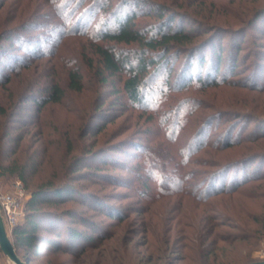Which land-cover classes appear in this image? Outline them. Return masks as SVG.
<instances>
[{
    "label": "trees",
    "instance_id": "1",
    "mask_svg": "<svg viewBox=\"0 0 264 264\" xmlns=\"http://www.w3.org/2000/svg\"><path fill=\"white\" fill-rule=\"evenodd\" d=\"M60 1L61 4L58 6L61 10L60 15H64L68 8L67 4L79 1L77 6L81 9L82 4L86 2V0ZM182 1L171 0L170 5H166L165 3L157 4L151 0H94L88 7H82L80 16L85 20L91 18L94 10L104 14L97 20L98 25L91 32L94 42L90 51L96 65H88V70L85 71L92 73L90 76L96 80L100 88H111L121 93V96L107 101L105 105L103 104L105 99L103 100L100 96L95 105L94 114H97L103 105L107 108L119 104L123 97L132 105L145 106L149 100L156 103L157 98L153 100L155 94L157 97H163L169 92L179 93L195 86L203 89L236 88L239 98L236 101H226L222 106L225 108L233 104L239 109L249 108L243 118L253 124L252 129L243 138L233 141L231 135L235 128L230 126L223 132L221 139L214 144L208 143L206 146H213L217 152L222 153L243 144L242 156L217 165L212 172L204 173L195 186L197 204L194 210H189V206L185 203L180 206L181 211L184 210L183 213H177L168 218L170 212L177 211L176 207H146L154 203V198L148 199V202L143 205L144 208L139 211L143 214L139 228L126 222L129 217L127 215L129 204L113 205L110 201L91 193H84L73 185L76 180L74 173L77 172L78 166L95 158L97 153L83 152L70 162L69 168L72 169L62 173L58 181H44L34 188H30L29 179L35 171L36 163H33L31 159L23 163L12 160L7 165H0V175H14L24 189L30 191V197L24 205L23 222L12 232L15 252L18 256L21 255L24 263L30 262L31 258L37 254L39 246L46 243L51 246L50 253L64 251L75 257L84 254L87 246L94 250L103 247L101 249L103 252L111 248L109 251L112 253L121 252L123 255L130 254L135 257L134 264H230L227 251L233 250L238 244H249L250 240H259L264 237V205L259 212L254 213L247 206L238 210L237 206L232 204L228 206L225 203L226 199L231 200L232 195H242L246 191L247 193L250 191L247 198L253 200L252 202L264 198V192L260 194L251 192V189L261 188L260 185L264 183V105L252 103L254 106L250 107L245 96L257 93L258 98H264V85L258 83V80H253L256 76L260 78L259 72L262 73L263 70L264 43L254 42L253 51L249 55V57L252 56L251 80L240 79L231 84V79L223 78L224 74L233 75L245 34L254 29L257 35L264 38V23L262 27L258 25V22L264 21V0H250L249 7H242V11L245 10V12H242L241 16L231 17V22L227 25H209L207 20H211L212 17L207 18L206 22L193 19L200 28V32L192 29L195 28L194 25L186 31L177 23L180 17L192 19L189 13L176 11L183 7ZM228 1L232 3L235 0ZM243 1L245 2V0H237L236 6ZM201 2L206 3L205 0ZM148 5L154 6L157 12L154 8L147 11L145 7ZM143 16L155 17V20L151 24L138 25V20ZM81 24L84 23L80 19L73 22V33L85 36L86 27L79 29ZM14 27L0 33V43L8 41L10 48L19 45V50L27 52L32 59L38 60L43 57L39 54V41L35 37L29 35V38H24V44L28 39H34L30 46L17 43L20 32H28L32 28L31 25L20 24ZM217 34L227 37L228 49L225 52H223L221 41L217 39ZM129 46L131 48L128 49ZM30 64L31 62L19 53H6V45L2 42L0 44V88L8 85L14 77L33 71ZM174 64L178 66L177 71L172 75ZM165 70L167 73L163 83H154L155 77ZM171 75L172 86L169 85ZM59 79L64 83V87ZM83 80L80 67H65L62 71L59 70L56 76H51L49 81L26 87V90L19 92V96L15 94L18 99L16 103H0V117L5 116L8 109H10L8 113L11 117L20 114L24 103H30L36 113H39L46 104H60L65 99L66 92L82 91ZM117 83L120 84L119 89H115ZM17 91L14 89L13 94ZM211 108L219 114L213 120L221 119L230 112L227 108L222 109L221 106ZM257 110L260 112L256 113ZM237 112L239 111L234 113L236 120L238 117L242 119ZM107 122L111 121L107 120ZM209 124L210 121L204 120L196 130L195 136L204 134ZM99 129L94 128L97 131ZM168 134L169 137L176 136L174 131ZM8 136L6 134L4 139ZM181 155L184 162L189 156V149L179 150L178 156ZM159 156L163 160H171L169 152H162ZM142 162L135 167V172L141 167ZM164 162L150 160L143 162L144 166L153 168L154 180L161 188L166 187L171 181L179 180V168L177 167L174 171L176 176L173 177V171L170 172ZM104 164L105 162H101L98 166L88 168L78 175L83 176L84 179L89 175L101 174ZM176 165L183 168L185 164L177 162ZM137 178L140 197H147L153 193L149 185L151 179L148 173L143 176L139 172ZM169 193L171 192L160 190L154 195L157 194L155 198H158L161 195H171ZM64 202L85 204L94 212L92 216L102 215L110 221V226L114 229L100 233L99 242L96 243L92 235L99 230V223H96L92 216H84L80 210L69 209L66 211L68 212L66 216L87 228L91 234L86 235L70 223L66 225L63 237L60 226L65 214L58 213L49 207H58ZM211 204L213 206H210ZM239 211L243 213L241 217L238 216ZM250 224L256 227L254 231L250 230ZM40 230L53 233L54 241L49 239L47 233H40ZM141 234L143 240L140 242L137 241V236ZM62 241H64V247H62ZM82 244L84 245L79 248ZM181 250H185L186 253L181 255ZM118 264H124L123 260Z\"/></svg>",
    "mask_w": 264,
    "mask_h": 264
},
{
    "label": "rangeland",
    "instance_id": "2",
    "mask_svg": "<svg viewBox=\"0 0 264 264\" xmlns=\"http://www.w3.org/2000/svg\"><path fill=\"white\" fill-rule=\"evenodd\" d=\"M93 1L86 0L81 9L77 6L79 1L67 4L68 8L64 15H60L61 10L58 7L61 4L60 0H0V33L14 26L16 28L20 24L31 25L32 28L28 32H20L17 43L24 44V38H29L28 36L31 35L39 41L38 51L39 54L43 55L38 60L32 59L29 58L27 52L19 50V45L10 48L8 41H1L6 45V53H19L31 62L33 71L26 75L21 74L19 77H14L8 85L0 88V103H16L18 99L15 96H19L20 91L26 87H31V85H39L49 81L51 76H56L59 70L62 71L65 67H80L84 77L82 91L79 93L66 92V97L60 104H46L39 113H36L30 103H24L20 114L11 117L8 113L10 109H8L6 115L0 117V165H7L12 160L23 163L25 160L31 159L33 163H36L35 171L29 179L30 188H34L44 181H58L62 173L72 169L69 166L74 158L85 151H89L97 154L95 158L78 166L77 172L74 173L76 180L73 185L84 193H91L99 198H104L113 205L125 206L129 204L130 208L127 211L129 217L126 222H130L131 226L137 228L141 226L140 220L143 214H140L139 211L144 208L143 205L150 198H154V203L152 206L148 204L146 207L177 208L176 212L169 213L168 218L174 214L183 213L184 210L181 211L180 206L185 203L189 206V210H194L197 204L195 186L204 176V173L214 171L217 165L240 158L244 152L243 144L222 153L217 152L215 147L206 145L216 143L230 126L235 128L231 135L233 141L243 138L253 127V124L248 123V120L243 118L249 108L241 107L242 109H239L232 104L225 107L230 110L228 115L213 120L219 114L211 107L221 106L222 109H225L222 106L224 102L236 101L239 98L237 89L232 87L203 89L199 86L179 93L169 92L163 97H157L155 94L153 100L157 98L156 103L154 104L153 101L149 100L145 106L132 105L122 96L119 104L106 108L104 105L107 101L115 100L121 96V93L117 90H111V88H100L96 80L90 76L92 73L86 72L88 65H96L95 58L90 51L94 42L91 32L97 27V20L104 16L98 10H94L88 20L80 16L82 7H88ZM151 1L157 4L170 5L171 0ZM205 1L206 3H202L201 0H183V7L176 11L189 13L192 15L190 16L192 19L185 16L180 17L177 20L179 26L187 31L191 29V25H194L195 28L192 29L200 32V28L193 19L206 22L209 17H212L211 20H207L209 25H227L231 22V17L241 16L242 12H245V10L242 11V7L250 6V0L243 1L239 6H236L237 0L232 3L228 0ZM151 8L154 6L145 7L147 11ZM154 11L157 12L156 8ZM79 19L84 23L79 26V29L86 27L85 36H78L73 33L72 24ZM154 20L155 17L143 16L138 20V25L151 24ZM261 21L258 22L260 27L264 23L263 20ZM217 35V39L221 41L223 52H225L228 49L227 37L221 34ZM261 37L257 35L254 29L245 34L235 71L232 76L224 74L223 78L231 79V84L240 79L251 80L252 56L249 57V55L253 51L254 42L264 43V38ZM33 40L28 39L24 45L30 46ZM127 48L129 49L131 46ZM177 66L174 64L172 75L177 71ZM166 73L167 70L162 71L153 82L162 84ZM259 74H261L260 78L256 76L253 80H258V83L264 85V66L262 73L259 72ZM172 75L169 81L170 86L173 85ZM59 81L61 82V79ZM61 85L64 87V83L61 82ZM116 87L115 89H119L120 84L117 83ZM14 89L18 91L13 94ZM100 96L103 100L105 99L104 105L97 114H94L95 105ZM245 96H247V103L251 105L250 107L254 106L252 103L264 105V98H258L257 93ZM234 111H239L237 113L242 116V119L238 117L236 120ZM206 119L210 121V124L205 133L195 136L196 130ZM107 120L111 122H107ZM94 128L100 129L97 131ZM172 129L176 136L169 137L168 133L173 132ZM6 134L9 136L4 139ZM17 139L19 140L16 142ZM201 144L203 145L201 146ZM181 149H189V156L184 162L182 155L178 156V151ZM162 152H169L171 160H163L159 156ZM144 160L165 161L164 164L168 166L170 172L173 171V177L176 176L174 171L178 167L179 180L171 181L166 187L161 188L158 182L154 180L153 168L144 166ZM101 162H105L101 174L89 175L84 179L83 176L78 175V173L81 175L88 168L92 169L96 165L98 166ZM141 162V167L135 172V167ZM177 162L185 165L181 168L176 165ZM139 172L143 176L147 173L150 175L151 182L149 185L153 193L147 197H140L139 195L140 189L137 178ZM16 182L20 181L14 175H0V195L11 193ZM260 187L251 189V192L259 194L264 192V183ZM160 190L169 191L171 195H161L155 198ZM154 193L157 194L154 195ZM249 195L250 191L249 193L246 191L242 195H232L231 200L226 199L225 203L228 206L230 204L237 206L238 210L247 206L252 212H259L261 206L264 205V198L252 202L253 200L247 198ZM29 197L30 191L24 189L23 211L17 225L23 222L24 205ZM49 208L65 214L60 226L63 237L65 227L70 223L86 235L91 234L87 228L80 226L74 219L66 216L68 215L66 211L69 209L80 210L86 217L92 216L94 212L85 204L64 202L58 207L51 206ZM241 214L243 215L239 211L238 216L241 217ZM92 217L96 223H99V230L92 235L93 241L98 243L100 233L112 231L114 228L110 226V221L102 215ZM250 225V230L254 231L256 227ZM7 232L10 241L13 243L11 233ZM40 233H47L49 239L54 241L53 233L44 230H40ZM142 240V234L137 236V241L141 242ZM63 245H65L64 241H62V247H64ZM50 247V244L46 243L40 245L36 256L34 255L30 262L25 264H118L122 260L124 264H134L135 262V257L132 255H123L121 252L112 253L109 251L111 248L103 252L101 251L103 247L94 250L87 246L84 254L75 257L64 251L50 253ZM180 253L182 255L186 251L181 250ZM227 256L230 264H247L264 260V237L259 240H250L249 244H238L233 250L227 251ZM18 257L23 261L21 255ZM0 264L13 263L0 251Z\"/></svg>",
    "mask_w": 264,
    "mask_h": 264
},
{
    "label": "built area",
    "instance_id": "3",
    "mask_svg": "<svg viewBox=\"0 0 264 264\" xmlns=\"http://www.w3.org/2000/svg\"><path fill=\"white\" fill-rule=\"evenodd\" d=\"M24 197V188L20 182H16L14 190L6 195H0V213L4 222L5 230L13 232L19 217L22 215V199Z\"/></svg>",
    "mask_w": 264,
    "mask_h": 264
},
{
    "label": "water",
    "instance_id": "4",
    "mask_svg": "<svg viewBox=\"0 0 264 264\" xmlns=\"http://www.w3.org/2000/svg\"><path fill=\"white\" fill-rule=\"evenodd\" d=\"M0 251L13 264H25L16 254L13 243L10 241L6 233L1 213H0ZM250 264H264V260Z\"/></svg>",
    "mask_w": 264,
    "mask_h": 264
}]
</instances>
